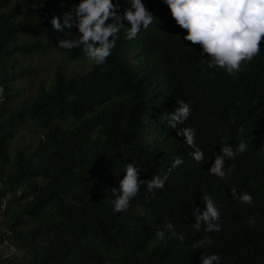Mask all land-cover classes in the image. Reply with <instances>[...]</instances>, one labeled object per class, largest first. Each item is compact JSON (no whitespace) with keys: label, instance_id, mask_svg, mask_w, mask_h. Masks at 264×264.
Wrapping results in <instances>:
<instances>
[{"label":"trees","instance_id":"16d2710c","mask_svg":"<svg viewBox=\"0 0 264 264\" xmlns=\"http://www.w3.org/2000/svg\"><path fill=\"white\" fill-rule=\"evenodd\" d=\"M41 2L0 0V264H200L205 251L219 253V264H264L263 227L240 234L225 226L216 235L204 225L195 229L188 196L189 186L216 178L209 171L215 156L224 143L233 145L220 121L264 118L255 110L264 107L259 57L234 74L209 66L210 54L185 39L188 29L171 14L158 41L151 24L128 41L126 23L107 60L82 73L77 66L90 59L83 46L59 45L76 39L78 29L62 32L51 23L74 13L78 0ZM36 56H55L42 77ZM179 100L192 111L177 127L195 129L202 161L168 124ZM19 140L25 145L15 149ZM245 144L225 167L261 177L248 169L260 147ZM178 156L183 163L172 168ZM128 163L145 182L169 174L163 187L153 193L141 185L130 206L116 211L112 190ZM169 221L184 240L159 237ZM208 236L210 244L193 247Z\"/></svg>","mask_w":264,"mask_h":264},{"label":"clouds","instance_id":"9594fccd","mask_svg":"<svg viewBox=\"0 0 264 264\" xmlns=\"http://www.w3.org/2000/svg\"><path fill=\"white\" fill-rule=\"evenodd\" d=\"M43 3L44 0L39 5ZM155 8L163 14L155 17ZM171 14L180 28L188 29L185 39L192 41V46L201 45L203 52L210 54L206 59L209 66H219L234 74L241 69L242 62L256 55L264 68V0H128L123 6L120 0H78L74 13L66 12L63 22L59 15H55L51 23L54 29L62 32L66 28L70 31L75 26L79 32L78 37L60 39L59 45L71 49L80 44L86 55L99 65L111 54L117 42L116 37L126 23L130 25L127 30L128 41H132L129 38H134L142 27L147 28L150 24L156 31L153 41H158L164 36L160 33L166 24H172ZM178 103L180 106L176 111L168 113V124L171 127L183 123L192 111L189 102L179 100ZM255 110L263 113L264 107ZM219 131H225L236 148L224 143L222 151L215 156V162L209 169L216 174V178L210 182L202 179L194 187L189 186V200L196 204V222L193 227L201 229L204 225L206 231H214L215 235L221 233L225 226L228 231L240 234H246L256 225L264 228V175L249 177L240 173L236 167H225V158L235 157L246 148L245 143L252 140L259 145L260 154L249 160L251 165L248 169L251 173L264 174V118L253 123L248 116L238 123L226 124L220 121ZM177 134L183 135L186 143L196 149L192 153L195 160H204V151L195 142L194 128L177 127ZM181 163L182 158L176 157L172 168ZM125 170L126 175L120 180L119 188L112 190L116 193L112 200L116 211L130 206L141 185L146 183L147 189L153 193L163 187L169 174H156L145 182L138 179V167L135 164L128 163ZM178 183L179 180H175V184ZM168 232L180 240L185 239L184 234L177 232L171 221L158 229V235L164 238ZM211 242L212 238L208 236L193 247L202 249ZM220 260L219 253L209 254L205 251L200 264H219Z\"/></svg>","mask_w":264,"mask_h":264},{"label":"rangeland","instance_id":"374dc122","mask_svg":"<svg viewBox=\"0 0 264 264\" xmlns=\"http://www.w3.org/2000/svg\"><path fill=\"white\" fill-rule=\"evenodd\" d=\"M54 57L53 56V59L50 58V56L48 57H42V56H36V57H33L32 58V62L35 66H38L39 68H41V77L43 75L46 74V72H49V69H50V64H51V61L53 62L54 60ZM59 59H61L60 57H58ZM92 63V60L91 59H88V60H85V61H82V63H80L78 66H77V70L79 72H82V73H85L88 71V69L90 68V64ZM52 68V67H51ZM25 145V142L23 140H19V141H16L15 144L13 145L14 148H22L24 147ZM5 251H8L7 248H4ZM13 249V247L11 248Z\"/></svg>","mask_w":264,"mask_h":264},{"label":"built area","instance_id":"2783aa9c","mask_svg":"<svg viewBox=\"0 0 264 264\" xmlns=\"http://www.w3.org/2000/svg\"><path fill=\"white\" fill-rule=\"evenodd\" d=\"M5 205L6 203H3V206H2V210L4 211L5 210ZM2 221V218L0 219V222Z\"/></svg>","mask_w":264,"mask_h":264}]
</instances>
